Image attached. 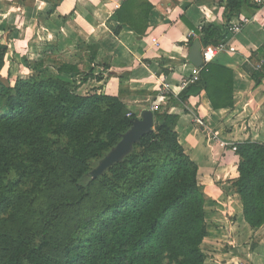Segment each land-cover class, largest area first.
Here are the masks:
<instances>
[{"label": "trees", "instance_id": "trees-1", "mask_svg": "<svg viewBox=\"0 0 264 264\" xmlns=\"http://www.w3.org/2000/svg\"><path fill=\"white\" fill-rule=\"evenodd\" d=\"M219 6L223 30L187 23L204 48H217L230 34L236 12L264 9L251 0H219ZM151 10L147 0L123 1L114 34L125 25L143 37ZM6 52L0 44V175L20 172L15 181L0 178V264H204V195L197 165L175 132L178 116L154 112L153 132L93 181L88 162L110 152L136 117L118 97L98 89L79 95V85L100 78L58 60L57 75L76 80L55 74L44 79V63L37 62L30 77L11 86L1 77ZM249 62L257 88L264 79V46ZM232 83L230 69L207 63L174 103L184 106L204 92L214 111L231 108ZM235 147L238 177L232 186L245 222L258 228L264 224V144ZM23 162L31 175H25Z\"/></svg>", "mask_w": 264, "mask_h": 264}, {"label": "crops", "instance_id": "crops-1", "mask_svg": "<svg viewBox=\"0 0 264 264\" xmlns=\"http://www.w3.org/2000/svg\"><path fill=\"white\" fill-rule=\"evenodd\" d=\"M123 1L0 0V44L7 47L1 73L13 71L5 67H17V57L33 58V51L49 46L58 61L83 72L92 70L100 78L79 85V95L98 89L118 97L137 120L143 112L154 113V106L178 116L175 132L185 154L197 165L204 195L207 235L200 245L204 264H264V224L251 228L245 222L232 186L239 162L233 148L247 141L264 144V79L261 86L253 87L249 62L251 53L264 46V9L236 12L229 22L236 32L228 34L221 47L208 48V63L233 74L232 107L214 111L204 92L189 97L184 106L174 102L185 89L182 80L194 68L187 62L188 40L200 38L187 23L223 30L219 0H147L152 10L141 38L125 25L114 34L115 12ZM251 1L264 4V0Z\"/></svg>", "mask_w": 264, "mask_h": 264}, {"label": "rangeland", "instance_id": "rangeland-1", "mask_svg": "<svg viewBox=\"0 0 264 264\" xmlns=\"http://www.w3.org/2000/svg\"><path fill=\"white\" fill-rule=\"evenodd\" d=\"M41 46V45H40ZM34 53V57L33 58H29V56H23V57H17V62H20L18 64V66L16 67H12L13 64H7V66L5 68H11L13 71H11L10 73L7 74L6 69L3 70V72L1 73V77L3 79V81H5L6 83H9L11 86H13L16 82V80L18 78H28L33 74V65L37 62H43L44 63V70H42V78H48L50 76H52V74H54L53 71L56 70V67L53 66V61L57 60L56 58L58 57V54L56 53V51L54 50L53 47H49V46H44L41 47V49L38 51V49H36V51H33ZM7 63H10L9 60ZM14 63H16L15 59H14ZM27 69V70H26ZM27 71L29 73H27ZM12 74V76H10ZM100 93V92H98ZM109 154L106 153L105 155H103L101 158L98 159H92L90 160L89 163V172H88V177L91 180H97L102 174H104L107 170H105L102 174L95 176L93 174V172L97 169V167L100 165V163L102 162V160ZM23 168L25 170V175H31L30 172L33 171V169L30 167V164L28 162H23ZM19 172L20 171H16L15 169L11 170L10 172H6L2 175H0V178L4 181V182H8V181H15L16 179H18L19 177ZM33 182V181H32ZM32 182L31 179L30 181L26 182V187H31L32 186ZM200 191L202 192V187L200 186Z\"/></svg>", "mask_w": 264, "mask_h": 264}, {"label": "water", "instance_id": "water-1", "mask_svg": "<svg viewBox=\"0 0 264 264\" xmlns=\"http://www.w3.org/2000/svg\"><path fill=\"white\" fill-rule=\"evenodd\" d=\"M202 48L198 40H194L191 44L187 62L193 67H202ZM154 121L153 113L151 111H146L142 113L141 119L136 120L132 127L122 135L118 144L109 152V154L102 160L97 169L93 172L95 176L102 174L110 166L121 160L126 156L134 144L139 142L142 136L147 133L153 132Z\"/></svg>", "mask_w": 264, "mask_h": 264}, {"label": "built area", "instance_id": "built-area-1", "mask_svg": "<svg viewBox=\"0 0 264 264\" xmlns=\"http://www.w3.org/2000/svg\"><path fill=\"white\" fill-rule=\"evenodd\" d=\"M234 32H236V29L231 27L230 28V34H233ZM191 37H195L193 35V33H192ZM218 47H221V45H219ZM201 48H202V52L201 53H202V62H203L202 67H203L205 64L208 63V59H209L208 58V52H209V49L208 48H204V47H201ZM202 67H199V68L194 67V68H192V70L190 72V75L187 78L182 80V86L186 88L187 86L196 83L198 81V79H199V72H200V69ZM163 93H164V95H167V93L165 91ZM152 111L153 112H157L158 108L156 106H154L152 108ZM233 151H236V148H233ZM239 264H243V263H239Z\"/></svg>", "mask_w": 264, "mask_h": 264}]
</instances>
